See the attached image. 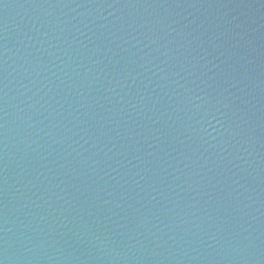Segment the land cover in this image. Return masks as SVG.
<instances>
[{"label":"water","instance_id":"1","mask_svg":"<svg viewBox=\"0 0 264 264\" xmlns=\"http://www.w3.org/2000/svg\"><path fill=\"white\" fill-rule=\"evenodd\" d=\"M0 264H264V0H0Z\"/></svg>","mask_w":264,"mask_h":264}]
</instances>
